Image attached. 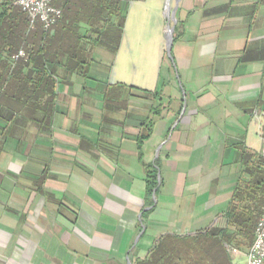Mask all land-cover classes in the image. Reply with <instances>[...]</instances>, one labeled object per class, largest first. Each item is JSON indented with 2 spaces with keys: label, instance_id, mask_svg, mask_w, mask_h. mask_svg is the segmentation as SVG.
<instances>
[{
  "label": "crops",
  "instance_id": "1",
  "mask_svg": "<svg viewBox=\"0 0 264 264\" xmlns=\"http://www.w3.org/2000/svg\"><path fill=\"white\" fill-rule=\"evenodd\" d=\"M128 5L116 52L85 43V70L56 69L51 124L8 123L0 264H127L166 233L222 227L241 148L263 151L264 0ZM148 5L156 25L144 32L130 9ZM247 246L230 264H246Z\"/></svg>",
  "mask_w": 264,
  "mask_h": 264
},
{
  "label": "trees",
  "instance_id": "2",
  "mask_svg": "<svg viewBox=\"0 0 264 264\" xmlns=\"http://www.w3.org/2000/svg\"><path fill=\"white\" fill-rule=\"evenodd\" d=\"M128 2L66 0V15L63 18L62 9L61 18L47 30L42 25L30 29L27 15L18 7L5 4L0 9V119L5 122L3 125L24 117L37 125L51 124L58 85L56 69L63 66L71 72L85 70L91 52L84 47L85 43L106 46L116 52ZM78 17L85 20L86 26H78ZM20 46L26 56L12 62L10 57ZM261 136L264 140V123ZM157 184V173L151 169L146 179L149 195ZM263 204L264 149L257 153L242 147L237 180L229 204L221 214L225 224L186 234L161 235L144 258L132 259L130 264H230L228 247L251 244Z\"/></svg>",
  "mask_w": 264,
  "mask_h": 264
},
{
  "label": "built area",
  "instance_id": "3",
  "mask_svg": "<svg viewBox=\"0 0 264 264\" xmlns=\"http://www.w3.org/2000/svg\"><path fill=\"white\" fill-rule=\"evenodd\" d=\"M53 0H0V9L5 4H12L18 7L27 15L28 27L33 29L37 22H40L44 29H50L62 16V10L52 5ZM23 49L14 53L10 59L15 62L25 57ZM230 253H239L238 248L229 246ZM246 264H264V204L262 213L257 219L251 244L244 252Z\"/></svg>",
  "mask_w": 264,
  "mask_h": 264
},
{
  "label": "rangeland",
  "instance_id": "4",
  "mask_svg": "<svg viewBox=\"0 0 264 264\" xmlns=\"http://www.w3.org/2000/svg\"><path fill=\"white\" fill-rule=\"evenodd\" d=\"M68 1V0H67ZM64 2H65V4H66V0H53L52 1V5L53 6H55V7H57V8H59V9H63V11H65V12H63V18H64V16L66 15V10H67V7H65V5H64ZM129 5L127 6V11L129 10ZM148 11H137L136 10V6H133V8H131L130 9V11H131V15H130V20H131V23H130V25H132V26H134V25H138V26H140V25H142L143 27H144V32H148L149 30H151L152 29V27L154 28L155 27V25H156V23H155V21H156V16L155 15H153V12L150 10V6L148 5ZM172 11H171V9H170V12H168V25H172ZM162 20H160V18L158 19V23L159 24H161V22L163 21L164 22V28H165V26H166V18H165V15L162 13ZM82 18V17H81ZM81 18L80 17H78V20H79V22H78V26L81 28V27H84V26H86V24H85V20L84 21H82L81 20ZM72 20L74 19V18H71ZM72 22H74L73 24L75 25L76 23H75V21H72ZM73 25V26H74ZM35 26H37V27H41V23L40 22H37L36 23V25ZM162 26V25H161ZM168 28L169 27H167V28H165L166 29V33H168ZM123 32V31H122ZM163 35V34H162ZM163 37H164V35H163ZM165 47L166 46H164V51H165ZM20 49H24L22 46H20L19 47V50ZM144 53H145V55L146 54H148L149 53V50L147 49V48H145L144 49ZM148 59V63H149V61H150V59L149 58H147ZM147 61V60H146ZM5 123V122H4ZM3 123V124H4ZM3 124H0V143H1V140L3 139V138H10L11 137V131L13 130V127H11V126H9V124H6V125H3ZM12 138V137H11ZM22 138V136L20 135V139ZM4 147H1L0 146V154L2 153V151H1V149H3ZM6 149L7 150H12V148L10 147V146H7V147H5V153H7L6 152ZM263 149H264V143H263ZM22 151V146L20 145V146H18L17 147V149L15 150V153H19V152H21ZM236 247V248H238L239 249V246H236V245H232V247ZM247 248V247H246ZM246 248H245V250H246ZM245 260H246V258H245ZM126 264V263H125ZM128 264V263H127Z\"/></svg>",
  "mask_w": 264,
  "mask_h": 264
},
{
  "label": "water",
  "instance_id": "5",
  "mask_svg": "<svg viewBox=\"0 0 264 264\" xmlns=\"http://www.w3.org/2000/svg\"><path fill=\"white\" fill-rule=\"evenodd\" d=\"M172 21L174 22L175 19H174V16H173V13H172ZM168 33H167V36H166V52L170 55V50H171V45H172V41H173V29H174V26L173 25H168ZM128 264H130V261L128 260Z\"/></svg>",
  "mask_w": 264,
  "mask_h": 264
}]
</instances>
